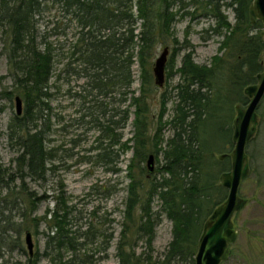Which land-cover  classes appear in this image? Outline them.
Wrapping results in <instances>:
<instances>
[{"label":"trees","instance_id":"1","mask_svg":"<svg viewBox=\"0 0 264 264\" xmlns=\"http://www.w3.org/2000/svg\"><path fill=\"white\" fill-rule=\"evenodd\" d=\"M51 1L60 6L66 15H70L71 21L73 16L80 28L71 51V61L67 63V68L74 63L79 67L66 68L67 74L85 78L90 93H94L92 100L102 99L101 105L106 98H109V104H112L111 99L114 95L122 96L123 102L127 100L128 95L131 96L128 106L122 111L116 110V114L111 116L106 126L101 128L100 122L95 123V126L108 136L111 140L110 146L117 144L121 135L114 134L113 127L123 129L129 119L130 108L134 107L132 162L134 159L138 162L144 160L147 152V108L142 100L148 93L151 77L146 67L150 65L157 43L163 40L164 35L170 34L169 30L176 16L175 13L169 12L170 8L177 5L178 13L184 11L182 17L189 15L191 19L199 16L214 19L217 23L214 32L221 28L226 29L227 33L220 47L223 54L215 59L212 67L196 65L190 53L182 57L178 69L181 83L176 86L178 102L174 108L175 114L168 123L172 126L173 134L166 141L164 148L156 147L154 150L157 160L158 154L162 155L161 166L156 169V175L145 185L134 179L128 184L124 221L116 244L118 264H194L196 240L199 238L203 223L213 208L227 195V191L219 185L218 173H213L212 169L208 168L209 162L206 160L208 152L204 149L200 128L210 118L209 106L215 96L224 90L218 84V79L231 83L241 94V87L247 83H255L257 72L262 69L263 62L260 63L259 55L264 50V37L260 32L253 33L262 25L259 21L252 23L249 19L248 12L252 0ZM41 4L40 0H13L11 5L0 4V22L7 29L4 33L7 35L8 32L10 36L6 56L9 66L13 65L12 69L17 72L14 84L25 105L23 116H16L14 121V131L17 129L16 139L20 148V153L15 159L16 172H9L0 163V192H5L4 195L0 193V206H4L0 207V214L7 208L9 196L17 195L12 187L16 180H20V186L23 187L26 178L40 180L47 172L45 165L48 152L44 146V130L37 123L46 106L44 100L48 97L53 57L48 47L40 50L36 44L34 16L40 14ZM223 6L232 9L235 17L233 26L222 13ZM189 8L192 11L189 12ZM138 22L139 30L136 32ZM184 48L185 45L181 46V49ZM232 57L236 58L234 65H230ZM135 63L141 70L139 97L131 90L132 67ZM238 101L246 103L242 95L238 97ZM112 111L114 110L110 112ZM115 116H119V121H112V117ZM155 137H158V133ZM128 143L127 140L122 143L123 152L130 149ZM104 155L111 153L97 155L102 164L107 162ZM224 161L229 162V159L214 162L215 166H220L218 171L220 174L226 171ZM128 168H131V164ZM154 198L160 202V212L172 222L173 227L172 239L162 261L154 260L150 256L154 228L160 216L159 213L154 214L151 211ZM14 200L17 204L20 197L17 196ZM38 200H42V197H28L30 212L36 210ZM71 214L60 191L54 198L53 208L46 211L44 216L31 217L30 213L23 212L20 215V223L30 221L34 226H38L43 220L48 232L46 246L57 251V264H86L85 253L78 258L71 257L66 260L60 253L76 250L72 244L74 233L71 231ZM91 222L84 223L87 228L80 234L83 240L90 233L93 238L96 236L97 230H92ZM5 224L2 235L7 232L16 234L14 240L20 246L19 233L22 225L16 224L17 229L8 225L14 223L6 221ZM3 240L0 235V241ZM139 240H145L146 252L137 254ZM36 259L37 255L34 259H27L24 264H36Z\"/></svg>","mask_w":264,"mask_h":264},{"label":"rangeland","instance_id":"2","mask_svg":"<svg viewBox=\"0 0 264 264\" xmlns=\"http://www.w3.org/2000/svg\"><path fill=\"white\" fill-rule=\"evenodd\" d=\"M40 2L42 3L40 14L34 16L36 44L40 50L48 47L53 57L48 97L44 100L46 106L37 123L44 130V146L48 152L45 165L47 172L40 180L26 178L23 187L20 186V180L14 182L12 187L17 195L9 196L7 208L3 214H0V235L4 239L0 241V264L15 262L24 264L27 259H34L35 255H37L36 264H57V251L50 250L46 246L48 232L43 220L38 226H34L30 221L20 223V215L26 212L30 213L31 217L44 216L46 211L53 208L54 198L60 194V191L72 212L71 231L74 233L72 244L76 248L72 252H60L63 254V259L78 258L85 253L86 264H118L116 244L124 221L127 187L132 179L139 180L145 185L156 175V169L161 166L162 155L158 154L157 160L154 150L156 147L164 148L166 141L173 134L172 126L168 123L175 114L174 108L178 102L176 86L181 83L178 69L182 57L190 53L196 65L212 67L215 59L223 54L220 47L227 31L221 28L218 32H214L213 29L217 27V23L212 18L199 16L191 19L189 15L182 17L184 11L178 13L177 5L170 8L169 12L176 15L169 30L170 34L164 35L163 40L157 43L150 65L146 67L151 77L148 93L142 100L147 108V152L144 160L138 162L134 159L132 162L131 148L134 143L131 142V138L134 135V107L130 108L129 119L123 129L117 128L114 124V127L111 126L114 134L121 135L117 144L110 146L111 140L95 126L98 122L101 123V128L106 126L111 116L116 114V110L122 111L128 106L131 96L128 95L127 100L123 102L122 96L114 95L111 99L112 104H109V98L103 99L102 105V99L92 100L94 93H90L89 87L86 86V79L69 76L66 71L67 63L71 61L72 48L80 31L77 22L73 16L71 21L70 15H66L60 6L51 0H40ZM12 3L13 0H0L3 6ZM188 11H192L191 8ZM221 11L228 23L233 26L235 17L232 9L223 6ZM133 12L136 14L134 8ZM139 24L140 22L137 24L136 32L139 30ZM4 31L7 29L0 22V96H4L0 97V163L9 172H16L15 159L20 153V148L16 139L17 129L14 131V121L17 116L15 97L18 96L20 99L21 97L14 84L17 72L12 69L13 65L9 66L6 56L10 36ZM262 31L263 27L255 29L253 33L258 34ZM183 45L186 48L181 49ZM164 48L168 49L164 83L163 86L158 87L154 83L153 67L156 58ZM259 61L260 63L264 61V50L259 55ZM231 64H236L235 57L230 59ZM78 67L74 63L67 69H78ZM261 67L257 74L262 72L263 64ZM132 70L131 90L136 97H139L141 70L137 63ZM217 82L224 90L218 92L209 106L210 118L200 128V135L204 149L208 152L206 157L209 162L208 168L212 169L213 173H218V179L220 166L217 165V170L214 162L218 160L219 155L231 153L233 149L232 122L240 115L235 107L243 106L248 102V98L243 94V88L254 82L242 86L241 94L231 83L228 84L220 79ZM241 95L246 103L238 101ZM21 101L22 111L17 117H22L25 112L24 102L22 99ZM111 110L114 111L110 112ZM112 121H119V116L112 117ZM254 125L255 132L249 136L245 148L247 169L238 190L240 204L230 220L238 236L235 243L229 247L228 257L222 264H264V96L256 110ZM156 133H158L157 138ZM126 140L129 142L130 149L123 152L122 143ZM107 152L111 155H104L107 162L102 164L97 155ZM150 154L154 156L152 173L148 172L146 166ZM130 164L131 168H128ZM224 164H226L225 170L228 171L229 162L224 161ZM114 170L118 171L114 172ZM0 193L4 195L5 192ZM17 196L20 200L16 204L14 199ZM29 196L30 198L42 197V200L37 201L36 210L33 212H30ZM0 207L4 208V206ZM160 210V202L154 198L151 211L154 214L159 213L160 216L154 228L150 256L154 260L162 261L172 239L173 227L172 222ZM6 221L14 223L8 224L9 227L17 228L16 224L22 225L23 228L20 227L19 233L20 246L14 240L17 237L16 234L7 232L2 235ZM89 221H92V230H97V233L94 238L90 233L83 240L80 234L86 230L85 224ZM27 232L30 234L33 245L32 256H29L25 241ZM195 234L196 231L193 232V235ZM144 241L137 242V254L146 252ZM197 241L198 238L196 248Z\"/></svg>","mask_w":264,"mask_h":264},{"label":"water","instance_id":"3","mask_svg":"<svg viewBox=\"0 0 264 264\" xmlns=\"http://www.w3.org/2000/svg\"><path fill=\"white\" fill-rule=\"evenodd\" d=\"M249 19L252 23L259 21L263 27L260 33L264 37V0H252L249 7ZM168 49L164 48L156 58L153 75L154 83L161 87L164 83V70ZM263 70L256 75V82L243 88V94L248 102L243 106H236L240 112L232 122L231 142L233 149L230 154H221L219 161L229 159L230 167L219 175L218 182L227 191L226 198L213 208L210 215L203 223L201 233L197 241V249L194 256V264H222L228 257L229 247L235 243L238 232L231 226V217L240 204L238 190L247 169L246 145L249 136L255 132L254 117L256 110L264 96V61ZM16 115L22 111V101L15 97ZM154 156L149 155L146 166L149 173L153 171ZM26 245L29 256L33 254V245L30 234L26 233Z\"/></svg>","mask_w":264,"mask_h":264}]
</instances>
